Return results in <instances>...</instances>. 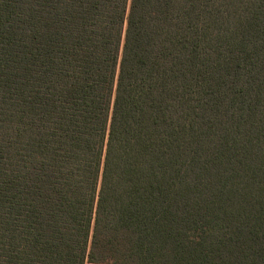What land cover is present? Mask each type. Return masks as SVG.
<instances>
[{
  "label": "trees",
  "instance_id": "16d2710c",
  "mask_svg": "<svg viewBox=\"0 0 264 264\" xmlns=\"http://www.w3.org/2000/svg\"><path fill=\"white\" fill-rule=\"evenodd\" d=\"M264 264V0H0V264Z\"/></svg>",
  "mask_w": 264,
  "mask_h": 264
},
{
  "label": "crops",
  "instance_id": "0c3cea01",
  "mask_svg": "<svg viewBox=\"0 0 264 264\" xmlns=\"http://www.w3.org/2000/svg\"><path fill=\"white\" fill-rule=\"evenodd\" d=\"M87 264H89V263H87Z\"/></svg>",
  "mask_w": 264,
  "mask_h": 264
}]
</instances>
